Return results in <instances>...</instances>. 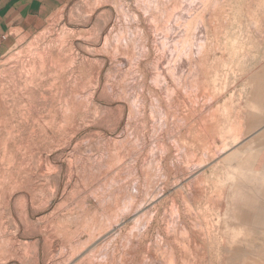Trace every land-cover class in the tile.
Listing matches in <instances>:
<instances>
[{"label": "rangeland", "instance_id": "obj_1", "mask_svg": "<svg viewBox=\"0 0 264 264\" xmlns=\"http://www.w3.org/2000/svg\"><path fill=\"white\" fill-rule=\"evenodd\" d=\"M0 58V264H264V0H59Z\"/></svg>", "mask_w": 264, "mask_h": 264}, {"label": "crops", "instance_id": "obj_2", "mask_svg": "<svg viewBox=\"0 0 264 264\" xmlns=\"http://www.w3.org/2000/svg\"><path fill=\"white\" fill-rule=\"evenodd\" d=\"M59 0H0V58L10 48L12 31H30L58 5Z\"/></svg>", "mask_w": 264, "mask_h": 264}]
</instances>
